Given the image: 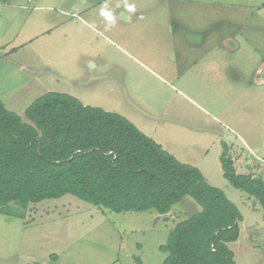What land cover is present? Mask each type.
I'll return each instance as SVG.
<instances>
[{
	"label": "rangeland",
	"instance_id": "obj_1",
	"mask_svg": "<svg viewBox=\"0 0 264 264\" xmlns=\"http://www.w3.org/2000/svg\"><path fill=\"white\" fill-rule=\"evenodd\" d=\"M127 3L134 12L125 0H0V100L25 123L48 92L123 116L224 193L242 218L235 264H263L262 209L223 178L220 155L225 144L238 174L264 180V0ZM200 210L190 198L166 218L45 200L23 220L0 214V264H162L169 232Z\"/></svg>",
	"mask_w": 264,
	"mask_h": 264
},
{
	"label": "trees",
	"instance_id": "obj_2",
	"mask_svg": "<svg viewBox=\"0 0 264 264\" xmlns=\"http://www.w3.org/2000/svg\"><path fill=\"white\" fill-rule=\"evenodd\" d=\"M23 114L28 123L0 100L1 215L23 220L30 206L65 195L115 213L166 215L190 198L201 210L169 232L162 264H235L228 245L239 238L241 215L198 168L123 116L69 94L48 92ZM220 163L223 178L259 203L264 222V180L238 174L225 144Z\"/></svg>",
	"mask_w": 264,
	"mask_h": 264
},
{
	"label": "clouds",
	"instance_id": "obj_3",
	"mask_svg": "<svg viewBox=\"0 0 264 264\" xmlns=\"http://www.w3.org/2000/svg\"><path fill=\"white\" fill-rule=\"evenodd\" d=\"M125 8L128 12H134L135 11V5L127 3V0H125ZM100 15L104 18L106 25L108 27H111L115 25L116 23V16L113 14V12L108 8V5L105 4L100 9Z\"/></svg>",
	"mask_w": 264,
	"mask_h": 264
},
{
	"label": "crops",
	"instance_id": "obj_4",
	"mask_svg": "<svg viewBox=\"0 0 264 264\" xmlns=\"http://www.w3.org/2000/svg\"><path fill=\"white\" fill-rule=\"evenodd\" d=\"M51 7H49V9H50ZM41 31H43V33H46V32H44V30H41ZM42 34V33H41ZM30 39L28 38L27 40H25L24 42H22L23 43V45H25V43H30ZM21 47H22V45H21ZM12 49H15V48H11L9 51H8V53L9 54H15L16 53V51L15 52H11L10 53V51L12 50ZM245 159H247L246 157H242L241 158V160L240 161H242L246 166H247V168L249 167L250 169L251 168H255V165L253 164V163H250V162H248V161H246V162H244V160ZM250 164H252L251 166H250ZM234 167H235V170L237 169V167L234 165ZM237 172V171H236ZM248 173V172H247ZM242 175H246V174H242ZM169 214V213H168ZM168 214H166V216H168ZM165 216V215H164ZM166 216H165V218H166ZM235 243V242H234Z\"/></svg>",
	"mask_w": 264,
	"mask_h": 264
}]
</instances>
